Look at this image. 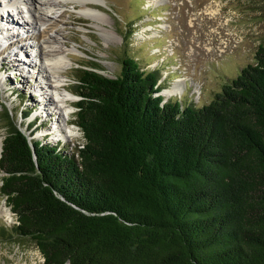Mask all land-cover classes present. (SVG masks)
I'll return each instance as SVG.
<instances>
[{"label": "trees", "instance_id": "trees-1", "mask_svg": "<svg viewBox=\"0 0 264 264\" xmlns=\"http://www.w3.org/2000/svg\"><path fill=\"white\" fill-rule=\"evenodd\" d=\"M74 69L72 151L1 112L0 234L41 264H264V42L200 105L163 100L159 69L127 52L113 76Z\"/></svg>", "mask_w": 264, "mask_h": 264}, {"label": "rangeland", "instance_id": "rangeland-1", "mask_svg": "<svg viewBox=\"0 0 264 264\" xmlns=\"http://www.w3.org/2000/svg\"><path fill=\"white\" fill-rule=\"evenodd\" d=\"M18 1L0 0V46H10L0 57V136L5 133L2 111L7 110L23 128L29 117L36 116L40 127L29 137L60 141L67 151L83 139L74 121L75 106L61 104L60 113L46 96L57 90L46 86L57 78L72 91L78 63L96 62L101 72L113 76L119 71L120 56L127 52L143 68L159 69L161 88H170L176 78L181 79L182 93H163L166 99L176 97L200 105L220 89L227 77L252 61L258 43L264 42V0ZM25 8L51 19L46 25H56L53 35L65 52L63 70L52 72L55 77L50 75L48 80L42 74V64L49 60L43 56L41 64L39 59V52L47 51L48 44L42 41L39 51L32 46L31 38L26 43L21 41L27 29L21 26L23 22L30 28L38 27L41 21L33 19ZM1 13L7 19H2ZM60 92H65L63 87ZM72 94L71 99L76 100L78 94ZM24 108L31 111L23 119ZM44 131L47 133L42 134ZM1 174L0 170V183ZM0 208L9 210V214L0 212V226L9 227L15 215L1 193ZM42 259L28 237L0 234V264H41Z\"/></svg>", "mask_w": 264, "mask_h": 264}, {"label": "bare ground", "instance_id": "bare-ground-1", "mask_svg": "<svg viewBox=\"0 0 264 264\" xmlns=\"http://www.w3.org/2000/svg\"><path fill=\"white\" fill-rule=\"evenodd\" d=\"M15 2L18 3L19 1L15 0ZM46 2H50V1L47 0ZM85 3H88V2L85 1ZM0 4H2V2ZM11 4H13V3H11ZM14 9H17V11L20 10L19 8H14ZM25 10H26V8H25ZM24 11H21V12H24ZM26 12H29L30 16L31 17L33 16L32 17L33 19H34V17H36L37 19L40 18L41 21L39 20L40 22L38 24V27H36V25H35L33 27H30V28H29V25L27 23L23 22L24 25H21V26H26L27 29L23 32L21 41H23V42L25 41V43H26V42H29V39L31 38L32 40H30V41L33 42L32 46L35 47L36 49H39V51L41 50L40 44H41L42 41L48 44L49 49L47 51L39 52V53L42 54L41 58H39V59H41V64L43 62L42 61V57L43 56L49 60L48 64L45 65V62H43V64H42L43 67L45 68L43 70L42 74L45 73L44 78L48 80V77H50V75L55 77V75L51 74L52 72H54V73L57 72L59 74V72L63 70V68H64V66L66 64V59L64 57L65 56V52H64L63 47L59 44V42H58L57 38L55 37V35H53V30H54V27L56 25H54V24L46 25V23H47L46 21H50L51 19L46 17V16H44V17L40 16L39 17V15H37L36 13L35 14L34 13L31 14V10L30 9H27ZM1 14H2L1 17L3 19V17L6 14L5 13H1ZM5 18L7 19L6 16H5ZM12 38H14V35H12ZM9 47L10 46H6V47H1L0 46V57L4 56L5 52L8 53ZM39 56H40V54H39ZM31 61L32 60L29 59V62H31ZM63 85H64V83L60 79L56 78V79L50 81L49 85L46 86L47 88L49 86H52L53 89L57 90V91L59 90L60 87L64 88V90H65L64 93L63 92L57 93V91H54L51 94H47L46 95L48 99L52 100V103L55 104L56 109H59L60 113H62L61 104L64 105V104H66L68 102V105H69V101L68 100H70L72 98V96H73V94H72L73 92L70 89H68L66 86H63ZM39 87H40V89L42 88L41 84H39ZM183 88L184 87H182L181 79L180 78H176L174 84L172 85V87L164 88L163 89V93L165 94V96H168L170 94H177L178 95V94L182 93ZM44 93H46V92H44ZM69 112H72V110L68 111V113ZM2 138L3 137L0 136V154H1V148H2ZM0 212L1 213L3 212V214L4 213L5 214H9V210H7L5 208H0Z\"/></svg>", "mask_w": 264, "mask_h": 264}, {"label": "water", "instance_id": "water-1", "mask_svg": "<svg viewBox=\"0 0 264 264\" xmlns=\"http://www.w3.org/2000/svg\"><path fill=\"white\" fill-rule=\"evenodd\" d=\"M158 93H162L163 94V92H162V88L161 89H159L158 91H157ZM164 99H166L165 97L163 98V100Z\"/></svg>", "mask_w": 264, "mask_h": 264}]
</instances>
